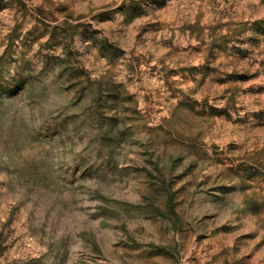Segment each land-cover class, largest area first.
Here are the masks:
<instances>
[{"label":"rangeland","instance_id":"374dc122","mask_svg":"<svg viewBox=\"0 0 264 264\" xmlns=\"http://www.w3.org/2000/svg\"><path fill=\"white\" fill-rule=\"evenodd\" d=\"M13 80L0 264H264V0H0ZM156 157L178 225L114 201L164 208Z\"/></svg>","mask_w":264,"mask_h":264},{"label":"trees","instance_id":"16d2710c","mask_svg":"<svg viewBox=\"0 0 264 264\" xmlns=\"http://www.w3.org/2000/svg\"><path fill=\"white\" fill-rule=\"evenodd\" d=\"M124 11H128V10H134L133 13L130 14V18L137 16L140 11L138 10V6L136 7H132V6H125L123 7ZM53 57V58H52ZM50 58L55 59V61L57 62L60 71H66L67 70V66L63 63L64 59L59 57V56H52ZM91 82V79L89 77L86 78H76L75 80L69 82L68 86L70 88H72L73 92L76 94V100L81 101L82 98L85 95L86 89L88 87V84ZM16 87V82L15 80L10 81L6 84H2V86L0 88L3 89V91L5 90L10 91L12 89H14ZM121 85L120 84H116V83H111L109 84V90L108 92H106V94L108 95V98L110 99L111 102L114 103V106H112L110 108L113 109L114 114L108 116L109 118H114L115 121L119 118L118 115L116 114L118 111V107H116V103H118L120 101V103H122L124 105V101L125 100H129L130 99V95L124 90L120 88ZM95 98V97H94ZM123 110V109H122ZM83 111L86 112V114H95V115H101V111L99 107H95L94 109H91L89 106H86L83 108ZM121 111V109H120ZM113 121V122H115ZM114 136L119 138V139H124V132L123 130H115L114 132ZM155 162V169H156V173L152 174V177L157 178L158 180H153L152 183L154 184H159L161 185L162 188H164L165 190V198H164V208H162L158 203H157V199L153 196H147V200L143 203H138V204H133V203H129V202H123V201H119V200H114L115 203H119L122 205H126L128 207H136L138 209L139 212L141 213H148L149 215H160L162 217L165 218H170L171 221L176 225L179 224V216L175 210V200H174V194L172 192H169V187L166 185V174H165V167L163 165H159V161H158V157H156V159L154 160ZM103 198V205L104 207H107L108 203V199L105 196H101ZM163 248V247H162ZM166 249V248H163Z\"/></svg>","mask_w":264,"mask_h":264}]
</instances>
